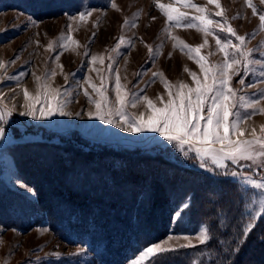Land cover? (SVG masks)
Segmentation results:
<instances>
[{
    "label": "rangeland",
    "instance_id": "374dc122",
    "mask_svg": "<svg viewBox=\"0 0 264 264\" xmlns=\"http://www.w3.org/2000/svg\"><path fill=\"white\" fill-rule=\"evenodd\" d=\"M60 1L56 11H42L40 16H35L31 10H25V4H21L19 0H0V61L4 62V67L0 68V111H11L5 121H0V126L5 129L4 136H0V195L7 184L19 194V202H26L25 206L21 205L25 210L18 205L15 212L6 211L0 206V264H96L88 245L66 240L56 234L50 228L47 218L33 209L37 199L35 190L25 181L16 162V155L21 153L18 148L25 142L58 146L48 140L55 138L65 144L76 143L77 147L96 143L95 146H112L145 154H159L165 149L175 150L190 162L189 166L208 175H227L241 186L244 190L237 195L246 199L244 211L250 213L253 223L256 222L261 215L254 214L264 212L260 201L264 190L246 184L244 177L256 182L264 181V163L259 160H243L233 164L225 160L224 168H216L210 158H205V166L201 167V160L196 152L187 145L181 151L178 145L165 140L159 133L127 132L116 126L124 123L119 116L111 117L113 124L88 116L89 112L96 110V101L104 104L105 113L120 107L117 102V78L122 86L120 94L126 99L123 106L128 118L147 120L155 114L156 108H164L170 99L174 105L182 106L186 101L182 102L177 94H187L188 89L196 87L197 80L210 82V77L205 81L196 54L191 53L193 58H190L186 49L181 50L180 42L195 47L203 45L206 39L207 44L200 48V55L206 58L205 66L208 67L224 59L213 36L205 35L197 27L177 25L174 22H169L168 30L164 31L167 18L156 7L154 0ZM68 1L71 3L67 4ZM158 2L168 10L174 9L173 15L177 12L184 13L189 18L202 15L195 8L186 6L182 0ZM112 3L117 7L113 8ZM191 3L205 8L213 20H226L227 25L238 35L246 36L244 49L253 50L250 58L251 71L242 77L233 76L231 87L238 90V96L258 100L257 108L264 109V97L261 96L264 92V79L259 77L260 70L264 69V63H261L264 61V30L259 28V15L264 14V3L261 0H251L256 6L257 14L253 13V8L245 0H219V8L208 0H191ZM47 8L49 6L42 10ZM221 9L223 16H215ZM80 13L91 14L86 21L73 19ZM126 18L128 23H125ZM183 23L199 22L186 19ZM216 31L222 40L236 43L230 34L218 29ZM69 34L79 45L67 41ZM120 37L124 38L123 45L118 51H113ZM173 37L178 39L174 40ZM49 42L53 43L52 49L47 48ZM65 43L68 44L66 48L61 46ZM149 46L158 51V54L150 55ZM93 56L96 57L95 61L91 59ZM153 73H162V76L153 77ZM190 73H194L195 77ZM37 77L41 79L37 80ZM241 78L244 80L243 85L240 83ZM162 80L168 83L167 89ZM180 83L187 87L181 88ZM25 89L30 98L35 97L37 92L41 97L45 92L51 96V90L58 89L61 93L58 99L65 102L63 110L73 115L55 114L44 120L21 115L25 110L24 106L31 102L30 99H25ZM99 92H103L106 104ZM237 112L242 119L238 131L230 135L232 140L250 139L253 130L256 135L264 134V112L257 111L248 115L251 110L244 107L238 108ZM204 115L206 111L202 110L201 116ZM241 130L244 132L243 136H240ZM71 137L75 140L72 141ZM215 147L220 145L216 144ZM57 152L55 155L59 156L60 153ZM41 155V152L35 153L38 158ZM233 171L238 175L233 177ZM21 184L27 185L31 191H26ZM174 195L179 199L172 212L170 230L159 240L129 257L124 264H134L138 259L141 264H148L153 256L142 258L141 254L153 245L173 250L191 248L177 246L187 243L185 236L193 238L195 246L201 245L196 243L194 237L201 226L208 229L207 222L198 215L194 216L190 194L176 191ZM225 200L228 201L229 198L226 197ZM10 213L14 214L11 218L8 217ZM159 253L161 252L157 254ZM192 258L187 264L198 263V254Z\"/></svg>",
    "mask_w": 264,
    "mask_h": 264
},
{
    "label": "trees",
    "instance_id": "16d2710c",
    "mask_svg": "<svg viewBox=\"0 0 264 264\" xmlns=\"http://www.w3.org/2000/svg\"><path fill=\"white\" fill-rule=\"evenodd\" d=\"M19 1L35 16L56 11L61 2ZM48 140L58 146L25 142L16 155L18 169L37 196L33 209L47 218L56 234L88 245L96 264H124L167 234L178 204L176 191L190 194L192 212L207 222L210 239L188 249L162 251L148 264H187L197 254V264H264V216L246 237L241 234L251 215L244 211L246 199L237 195L244 189L227 175H208L172 149L145 154L96 143L77 147ZM37 152L41 158L35 156ZM5 186L2 208L15 212L16 206L26 205Z\"/></svg>",
    "mask_w": 264,
    "mask_h": 264
},
{
    "label": "snow or ice",
    "instance_id": "6c2138e0",
    "mask_svg": "<svg viewBox=\"0 0 264 264\" xmlns=\"http://www.w3.org/2000/svg\"><path fill=\"white\" fill-rule=\"evenodd\" d=\"M156 7L160 9L163 15L166 16V23L164 31L168 30L169 22H174L177 25L187 26V27H197L198 30L205 33V35H212L215 39V44L217 49L223 53L224 59L221 62L212 64L208 67L205 66L206 58L200 55V48L207 44L205 39L203 45H197L195 47L189 46L183 41H181V50L185 49L190 54H196L197 63L199 64L201 71L204 74L205 81H208L210 77V82H200L196 81V87L188 89L187 94H180V100L183 103L182 106L174 105V102L170 99L168 104L164 108H156L155 114L149 117L147 120L143 118H128L124 111V104L126 102L125 97H122L119 89L122 87L119 84V79L117 78V102L120 107L115 108L114 111L109 110V112H104V104L100 101L94 102L96 104V110L94 112H89L88 116L95 117L99 120L104 121L106 124H113L114 120L112 116H119L124 120V123L116 124L117 127L124 128L125 131L131 133H142V132H155L159 133L160 136L164 137L165 140L170 143L178 145L183 151L185 145L189 146L190 149L196 152L197 157L201 160V167H204L205 158H210L213 165L216 168H224V161H231L233 164L239 161H257L264 163V134L256 135L255 130H253L252 138L250 139H237L232 140L230 138L231 134H235L238 131V125L241 122L242 117L237 112V109L244 107L245 109H250V114H255L257 111L264 112V109H258V100L251 99L248 100L245 97L238 96V90L231 87V80L233 76H243L249 74L251 71L250 58L253 50L244 49V44L246 41V36H241L236 33V31L227 25V21L224 20L216 21L213 20L206 9L191 3V0H182L186 6H191L195 8L202 15L195 17H186V14L177 12L173 15L175 10H168L166 7L154 0ZM209 3L216 4L219 8V0H208ZM245 3L253 8V13L257 14L256 6L251 3V0H245ZM264 3V0H261ZM113 8L117 6L115 3L111 5ZM91 13H80L78 17H73V19H79L80 21H86L88 15ZM215 16L222 17L223 10L215 13ZM186 19H191L192 21H198L199 23H188L184 25ZM259 28L264 30V14L259 15ZM125 23H128L127 18ZM123 27V25H122ZM71 28V26H69ZM223 31L230 34L235 38L236 43H231L227 40H222L218 35L217 31ZM61 39H64L61 37ZM173 39H178L173 37ZM67 41L76 45H79L78 41L73 40L69 34ZM124 38H118V43L114 47L113 51H118L119 47L123 45ZM62 47H67L68 44H62ZM176 45H174L175 47ZM48 49L53 48V43L49 42L47 46ZM150 55L158 54V51L153 50L149 46ZM171 55V53L169 54ZM92 61L96 60L93 56ZM264 63V61H261ZM4 67V62L0 61V68ZM62 68V65L60 66ZM185 71H188L185 68ZM55 73H53L54 75ZM161 75L162 73H153V77ZM195 77L194 73H190ZM259 77L264 79V69L259 72ZM41 79L40 77L36 78ZM165 84V88L169 87L165 80H162ZM179 83V82H178ZM241 85L244 84V80L240 79ZM181 88L187 87L182 83L179 84ZM95 88V86L93 85ZM52 95L49 96L47 92L41 97V94L37 92L35 97L30 98V94L27 89L24 90V96L26 100H31L27 103L24 108L25 110L21 113L24 116H31L35 120H44L49 117L59 114L60 116H71L73 113L63 110L65 102L58 99L61 95L58 89L51 90ZM104 103L106 104V98L103 96V92H99ZM85 95L88 93L85 91ZM264 97V92L261 93ZM139 99V98H137ZM148 100L147 97H144ZM151 105V101H148ZM39 105V107H38ZM205 110L206 115L201 116V111ZM11 115V111H0V121H5L7 116ZM78 115V113H77ZM203 121V123H201ZM262 133H264V126H262ZM5 129L0 126V136H4ZM244 132L240 131V136H243ZM219 144L220 147H215ZM233 177L237 176L238 173L233 171L231 173ZM244 182L251 185L257 189L264 190V181L256 182L255 180L244 177ZM22 188L26 191H31L27 188V185L21 184ZM261 208L264 209V195L260 197ZM186 207V205H185ZM254 215L264 216V212L255 213ZM253 217L250 216L247 223H245L241 228V234L247 236L255 224L252 222ZM196 243L205 244L210 236L208 234V229L201 226L198 234L194 237ZM187 241L186 244L177 245L178 247H194L193 238L188 236L184 237ZM173 250L171 248H164L159 245H153L147 247L141 254L142 258H147L156 255L158 252ZM134 264H141L138 259ZM195 264V262H193Z\"/></svg>",
    "mask_w": 264,
    "mask_h": 264
}]
</instances>
